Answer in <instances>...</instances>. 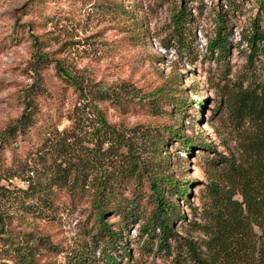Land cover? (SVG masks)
<instances>
[{
  "label": "rangeland",
  "instance_id": "obj_1",
  "mask_svg": "<svg viewBox=\"0 0 264 264\" xmlns=\"http://www.w3.org/2000/svg\"><path fill=\"white\" fill-rule=\"evenodd\" d=\"M185 5L192 14L187 24L191 55L187 48L180 51L171 37L174 16ZM221 15L230 34L229 51L222 56L208 50ZM263 19L257 0H0V135L22 114L25 98L32 97L43 112L77 108L82 127L68 119L60 124L61 129H76L69 163L79 165L94 157L84 131L97 127L96 114L81 98V87L82 97L99 98L98 106L122 129L136 154L146 153L140 148L151 132L167 140L162 152L152 156L151 168L180 185L192 182L185 199L174 191L164 195L184 215L175 218L177 237H203L193 225L203 221L217 178L215 162L220 155L240 151L243 125L228 102L241 89L264 83V39L256 51L248 41L257 27L264 31ZM67 75L75 77L79 87ZM178 99L189 100L181 122L172 103ZM178 123L191 150L166 130ZM201 137L209 146H200ZM15 147L1 149L9 162L21 151ZM24 167L22 176L3 178L0 184L11 190L26 187V177L37 180L38 172ZM121 195V210L129 216L107 212L104 219L123 230L130 252L122 255L113 248L109 254L117 257V264H171L150 236L142 235V225L156 207L151 182L139 186L133 181ZM3 202L0 262L19 252L38 258L40 264H82L72 259L78 253L88 254L91 264L108 263L106 232L93 219L85 198L71 200L58 193L56 204L44 207L40 216L12 206L13 201ZM41 240L57 246L48 250Z\"/></svg>",
  "mask_w": 264,
  "mask_h": 264
},
{
  "label": "trees",
  "instance_id": "obj_2",
  "mask_svg": "<svg viewBox=\"0 0 264 264\" xmlns=\"http://www.w3.org/2000/svg\"><path fill=\"white\" fill-rule=\"evenodd\" d=\"M257 2L264 9V0ZM191 18L192 14L185 5L174 16L171 32V37L177 39L180 51L187 48L190 55L192 43L187 35L190 33L187 24L192 22ZM216 24L214 35L208 39V50L211 54L217 52L222 56L230 47L229 25L223 15ZM263 39L264 31L257 27L248 39L253 51L258 50ZM58 67L65 70L59 63ZM67 78L79 87L75 77L67 75ZM79 88L81 98L96 114L97 127L92 132L84 131V136L93 143L94 157L89 155L79 165L69 163L68 157L72 155L71 149L74 147L71 138L76 137V129H61L60 124L68 119L76 127H82L77 108L71 110L65 107L62 111L43 112L40 104L32 102V97L25 98L22 114L0 135V181L22 176L24 166L36 170L38 178L26 177V187L11 190L0 184V218L5 213L4 200L13 201L12 206L17 205V208L40 216L44 207L52 209L56 204L58 193L68 194L71 200L85 198L91 202L93 219L99 221L106 232L108 250L104 255L108 258L107 264H117V257L109 254V249L121 250L122 255L129 256L130 245L123 230L112 228L104 215L119 212L121 216H129L121 210L125 200L121 195L122 190L133 181L141 186L145 180H149L156 207L142 225V235L148 234L149 241L156 244L158 252L171 259V264H264V83L241 89L236 98L228 102L232 114L237 115L243 125L239 131L240 151L230 156L220 155L215 162L217 178L210 186V199L203 212V221L193 225L202 232L203 237H177L175 218L184 215L179 206L164 195L165 192L174 191L178 198L185 199L192 182L187 180L180 185L169 177L164 179L151 168L152 156L162 152L161 147L167 140L157 132H151L152 136H146L142 140L145 144L140 148L146 153L136 154L125 141L127 136L123 135L122 129L110 123L98 106L96 101L99 98L82 97L83 90ZM187 102L189 100L180 99L172 102L179 109L180 122L185 115ZM180 128L178 123L176 127H167L166 130L184 141V147L191 150L189 140ZM14 144L21 151L17 159L15 156L9 162L1 149ZM200 146L207 147L209 142L201 137ZM87 149L91 151L89 147ZM60 159H63V164ZM46 241L43 243L41 240L44 248H56L57 245ZM72 256L82 264H91L88 254ZM7 260L15 264H40L38 258L19 252L0 264H11Z\"/></svg>",
  "mask_w": 264,
  "mask_h": 264
}]
</instances>
